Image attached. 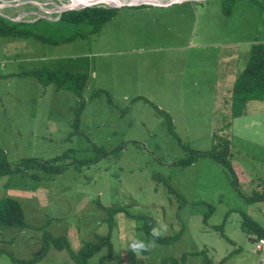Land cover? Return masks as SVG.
<instances>
[{
  "label": "rangeland",
  "instance_id": "374dc122",
  "mask_svg": "<svg viewBox=\"0 0 264 264\" xmlns=\"http://www.w3.org/2000/svg\"><path fill=\"white\" fill-rule=\"evenodd\" d=\"M63 4L68 5L69 0H0V23L46 41L71 39L74 41L71 48L70 43L59 42L47 52L60 58L53 61L55 66L71 63V67L76 66L84 59L82 44L94 45L99 37L95 35L98 18L82 17L87 20L82 24L67 22L70 17L60 20L57 5ZM212 4L217 11L211 12L207 25L202 23L204 18L199 11L198 35L207 43L214 46L226 42L223 53L235 55L252 50L254 45L244 41L264 42V0H213ZM234 11L242 13L241 16ZM215 15L231 18L230 23L217 25L212 20ZM94 50L97 51L95 45ZM78 54L82 57L75 56ZM239 58L244 64L245 57ZM1 65L5 70L0 75L15 72L6 64ZM34 81L29 79L27 86L32 88ZM234 86L228 98L220 88L219 102L200 98L211 91L209 88H188L185 96L167 97L162 105L136 102L129 107L128 115L124 112L123 116L110 102L104 103L99 105L104 110L93 109L88 117L91 127L81 126L80 118L77 129L74 127L77 104L70 113L73 117L70 125L67 117L61 116L58 119L61 123L54 128L47 118L33 111L24 116L27 120L22 124V135L10 116L15 115L13 104L0 99V114L5 115L2 108L8 114L0 122V150L11 163L23 158L48 161L69 153L62 163L53 164L67 167L59 175L34 168L29 171L34 176L0 178V201L17 200L28 224L23 230L0 226V264H76L72 255L78 254L88 242L108 236L110 226L106 220L110 208L124 209L113 219L112 256L104 248L87 264H119L137 241L151 244L147 255L136 252L143 264H164L166 258L179 260L184 256L186 264H207L206 256L212 264H264V252L257 251L261 240L243 228L248 216L264 229V202L246 200L256 192L264 195V102L250 101L242 115L232 118ZM43 87L49 91L53 84ZM60 93L48 92L46 104L52 105V99H56L59 106L67 108L66 100H72L73 94L62 90ZM38 123L49 127L43 130ZM219 141L230 145L228 159L235 177L222 162L211 157ZM101 152L107 156H99ZM197 153L200 156L195 159ZM93 158L94 164L73 165L76 160ZM191 158L194 163L181 164ZM145 217L154 220L161 236L179 233V239L172 245H162L148 238L143 230ZM51 237L59 238V244L67 243L70 250H59ZM198 257L200 262L196 260Z\"/></svg>",
  "mask_w": 264,
  "mask_h": 264
},
{
  "label": "crops",
  "instance_id": "0c3cea01",
  "mask_svg": "<svg viewBox=\"0 0 264 264\" xmlns=\"http://www.w3.org/2000/svg\"><path fill=\"white\" fill-rule=\"evenodd\" d=\"M167 1L140 7H117L112 17L95 33L99 36L96 38L98 41H94L97 51L92 43H83L84 59L72 67V63L55 66L53 61L60 58L49 56L47 51L59 43H48L29 32L22 35H0V72L2 74L5 70L1 63L15 71L9 76L0 75V99L13 104L15 115L10 116L16 122L19 135L24 133L22 124L27 120L24 116L33 111L47 118L53 128L61 123L58 121L61 116H66L70 125L73 118L70 113L77 104V98L71 91L67 92L73 94V99H65L67 108L59 106L56 99H52V105L46 104L48 92L61 93L54 85L47 91L38 78L31 74L35 71L88 75V85L84 92L86 107L80 122L83 127H91L88 117L92 110H104L99 105L108 103L109 99L115 111L121 115L127 112L128 115L129 107L136 102L150 106L162 105L167 97L180 99L181 94L185 96L188 88H209L211 91H206L205 96L200 98H212L211 103L220 101V88L224 89L223 96L228 98L227 94L247 67L251 48L246 53L225 54L223 51H226V42L212 46L198 35L201 22L199 11L204 18L202 23L207 25L211 20V12L217 11L212 4L213 0L177 1L169 4ZM198 7L202 9L198 10ZM234 14L240 17L242 13L234 11ZM212 20L221 25L230 23L231 18L215 15ZM227 42L236 43L229 40ZM65 43H70L68 48H71L74 41L68 40ZM237 43L241 44L240 41ZM242 43L251 46L264 42L256 40ZM242 55L245 57L244 64L239 58ZM75 56L82 57V54ZM110 57L112 61L109 60ZM26 68L31 69L25 71ZM29 79H36L32 88L27 86ZM98 91L101 95L96 97ZM14 100L16 102L13 103ZM22 104L29 107L23 108L20 106ZM160 109L163 110V107L160 106ZM2 110L5 115L0 114V122L4 121V116H8L7 111ZM98 120L101 118L98 117ZM128 120L130 122L129 118ZM130 125L133 128L132 120ZM37 126L43 130L49 127L45 123H38ZM27 131L30 135V131ZM196 260L200 262L199 257Z\"/></svg>",
  "mask_w": 264,
  "mask_h": 264
},
{
  "label": "trees",
  "instance_id": "16d2710c",
  "mask_svg": "<svg viewBox=\"0 0 264 264\" xmlns=\"http://www.w3.org/2000/svg\"><path fill=\"white\" fill-rule=\"evenodd\" d=\"M233 2V0H231ZM224 6H227L226 3ZM114 9L110 7H92L86 8L81 11H70L63 13L60 17V20L67 19V22L72 23H80L86 22V19H82V17H97L98 25L96 32H98L102 26L112 17L114 13ZM1 19H3L1 17ZM9 21V20H8ZM22 23V22H15ZM28 31L18 30L14 26L10 24L0 23V35H22L26 34ZM71 40V39H68ZM68 40L62 39L61 41H52L47 40L50 43H59L66 42ZM46 41V40H45ZM31 74L38 77L39 81L45 84H53L59 90L71 91L75 94L77 98V109H76V117L74 127L77 129L78 124L80 122L81 115L86 107V100L84 96V92L86 91L89 77L87 74H74L70 72H51V71H35L31 72ZM234 105L231 108L232 118H237L243 114L244 109L247 106V103L250 101H261L264 102V43L256 44L252 47L251 54L249 57V62L247 64L244 72L237 78L234 86ZM101 95L99 91L95 96ZM109 102L110 99H109ZM216 149H214L211 157L215 159L217 162H222L225 166L227 172L235 177L233 165L230 163L229 149L230 145L228 142L219 141L216 145ZM123 149V148H122ZM121 150L117 149L119 152ZM104 152H101L99 156L104 157ZM105 156H107L105 154ZM200 156V153L195 155V159ZM67 157H69V153L65 152L62 155H59L50 160L37 159V158H23L17 161V163H11L5 152L0 150V177L3 176H14V175H22V176H34L36 174H31L29 171L32 169H42L48 173L59 175L66 170V166H54V163H62ZM225 160V161H222ZM96 159H82L74 161L73 165L80 167L88 164H94ZM194 163V159H187L182 161V165H190ZM39 170V169H38ZM41 171V170H40ZM264 184V183H262ZM246 200L249 203H258L264 202V195L256 192L252 197H247ZM102 208V206H101ZM104 208V207H103ZM105 209V208H104ZM108 218L106 222L109 224V234L106 237H98L96 242H88L78 254L72 255V259L76 262V264H87L88 260L92 258L94 255L99 253L102 249H108V256H112L113 253V229L115 223L113 221L114 216L117 213L124 212L123 208H115L108 209ZM146 224H144L143 230L145 231L148 238L152 237L158 244L162 245H172L174 244L180 237L179 233H176L172 236H160L153 237L151 233V229L155 228V222L151 217H145ZM0 226L2 227H13L18 228L19 230H23L28 227V224L25 221L24 211L20 203L11 198H6L0 201ZM243 228L248 229V231L253 232L257 235V240H264V229L254 222L250 217L245 216V220L243 223ZM59 238L51 237V241L54 245L59 249L63 250L65 248L69 249V246L65 244H59ZM258 252H264V246L262 249H258ZM143 254L147 255V251H142ZM197 255L198 253H194ZM201 254V252L199 253ZM198 254V255H199ZM203 256V255H199ZM204 257V256H203ZM186 256L181 259L176 258H166L164 260V264H186ZM204 261L207 264H212L207 256L204 257ZM32 262V261H31ZM119 264H143V261L137 258L136 252L134 253L132 250L127 251L126 256L123 260L119 262Z\"/></svg>",
  "mask_w": 264,
  "mask_h": 264
},
{
  "label": "water",
  "instance_id": "95a60500",
  "mask_svg": "<svg viewBox=\"0 0 264 264\" xmlns=\"http://www.w3.org/2000/svg\"><path fill=\"white\" fill-rule=\"evenodd\" d=\"M113 1H117L119 4L112 5ZM177 1H203V0H173L172 3ZM80 4L73 3L72 0H69V4H64L63 6L57 5L59 14L62 15L63 13L70 12V11H81L86 8H92V7H100V6H109L111 8H117V7H123V6H129V7H140L143 5H152L156 4L154 2H151L150 0H145L142 2H134L132 0H84L81 1Z\"/></svg>",
  "mask_w": 264,
  "mask_h": 264
},
{
  "label": "clouds",
  "instance_id": "9594fccd",
  "mask_svg": "<svg viewBox=\"0 0 264 264\" xmlns=\"http://www.w3.org/2000/svg\"><path fill=\"white\" fill-rule=\"evenodd\" d=\"M153 237H160L162 235V232L160 230V228L155 227L151 229V233H150ZM151 247V244L146 245L144 242L142 241H137L135 243H133L131 245V250L135 253V252H140V251H148L149 248Z\"/></svg>",
  "mask_w": 264,
  "mask_h": 264
},
{
  "label": "bare ground",
  "instance_id": "6f19581e",
  "mask_svg": "<svg viewBox=\"0 0 264 264\" xmlns=\"http://www.w3.org/2000/svg\"><path fill=\"white\" fill-rule=\"evenodd\" d=\"M73 1V3H75V4H80V3H82L81 1H84V0H72ZM132 1H134V2H142V1H145V0H132ZM114 3L112 4V5H117V4H119L117 1H113ZM151 2H154V3H163L162 1H155V0H153V1H151ZM64 5V4H63ZM53 11V10H52Z\"/></svg>",
  "mask_w": 264,
  "mask_h": 264
},
{
  "label": "built area",
  "instance_id": "2783aa9c",
  "mask_svg": "<svg viewBox=\"0 0 264 264\" xmlns=\"http://www.w3.org/2000/svg\"><path fill=\"white\" fill-rule=\"evenodd\" d=\"M172 2H173V0H168L166 3L169 4V3H172ZM156 4H161V3H156ZM260 243H261V247L258 248V249H262L263 248V246H264V240H261Z\"/></svg>",
  "mask_w": 264,
  "mask_h": 264
}]
</instances>
